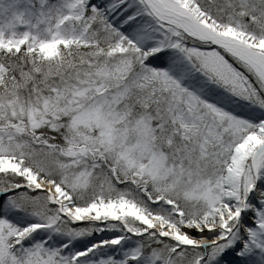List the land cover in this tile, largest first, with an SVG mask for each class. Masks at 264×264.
<instances>
[{
    "label": "snow or ice",
    "instance_id": "obj_1",
    "mask_svg": "<svg viewBox=\"0 0 264 264\" xmlns=\"http://www.w3.org/2000/svg\"><path fill=\"white\" fill-rule=\"evenodd\" d=\"M0 264H264V0H0Z\"/></svg>",
    "mask_w": 264,
    "mask_h": 264
}]
</instances>
